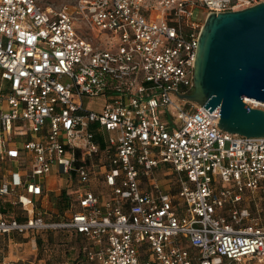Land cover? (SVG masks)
Masks as SVG:
<instances>
[{"label": "built area", "instance_id": "2783aa9c", "mask_svg": "<svg viewBox=\"0 0 264 264\" xmlns=\"http://www.w3.org/2000/svg\"><path fill=\"white\" fill-rule=\"evenodd\" d=\"M258 1L0 0V233L73 229L93 264L264 257V134L224 130L218 106L178 95L193 88L194 9ZM160 162L179 176L175 193L153 179ZM52 168L76 180L77 206L46 216L35 198Z\"/></svg>", "mask_w": 264, "mask_h": 264}, {"label": "water", "instance_id": "95a60500", "mask_svg": "<svg viewBox=\"0 0 264 264\" xmlns=\"http://www.w3.org/2000/svg\"><path fill=\"white\" fill-rule=\"evenodd\" d=\"M193 88L179 93L207 109L219 107L218 126L244 135L264 134V0L240 8L211 11L199 29Z\"/></svg>", "mask_w": 264, "mask_h": 264}, {"label": "crops", "instance_id": "0c3cea01", "mask_svg": "<svg viewBox=\"0 0 264 264\" xmlns=\"http://www.w3.org/2000/svg\"><path fill=\"white\" fill-rule=\"evenodd\" d=\"M160 163H164L165 167L171 168V171H174L172 166L169 163H165V162H160ZM52 170H55L57 173H59L55 168H52L51 171ZM51 171H49L48 173H46L43 176L42 193L38 194L35 198L38 206H40L41 208H43L46 211V213H45L46 216H55L58 214L67 213V212H69V210L71 208H74L75 206H77V203H76L75 198L73 196V191L77 187L76 180H69V181L66 180L65 185H63L62 187H56L53 189H49L48 188L49 181L47 180V177ZM59 174H61V173H59ZM61 175L64 176L63 174H61ZM152 176H153V171H152ZM142 178H144L146 180V182L150 188H147V186H144L142 184ZM139 179H140L139 184H140V187L142 189L152 191V184L150 182L151 179L149 180L148 178H146L142 175L140 176ZM97 181H99V183L104 184L106 187L105 191L101 192L102 191V189H101L98 192V194H100V196H102V198H103L109 194V187H107V185L104 183L101 174H99L98 171H95L94 175L92 176V179L89 183V186L95 187L96 183H98ZM72 182H75V185ZM155 182L157 183V181H155ZM157 185L161 189L168 190L172 193H175L178 189V186H177V188H171L169 183L167 185L163 184L164 186H160L158 183H157ZM54 199L61 201V203H63V205L66 204L67 199H70L72 201L69 202V204L66 206V209L59 210V209H56L55 206H53V200ZM62 200H63V202H62ZM4 207L6 209H11L9 202H6L4 204ZM51 213H53V214H51ZM59 233L61 235L67 234V242L60 244V245H63V251H62L61 259L58 262L59 264H64V262H66L67 260H73V261L76 260L78 262V264H93L92 261H89L86 258L84 259L83 254L80 251L82 244L81 243L78 244L77 240L78 239L84 240V234H82L81 232H77L73 229H68V228L39 229V230H35V231H29V234H26V235L23 234L22 232H15V231H12L9 233H0V263L1 264H21L18 262V259H23V257L19 256L16 258H10L11 257L10 247L16 246L18 241L26 242L29 239L32 243V248L33 247L36 248L38 243L41 246H44V245L46 246V242H47L46 241V235H50L51 237L56 238V236ZM69 236H73L74 239H69ZM54 257L55 256H53L52 254H47L45 257H40L38 259L37 263H41V261H44V263L52 262ZM7 258H8V260H7ZM29 261L34 263V261H32V260H29Z\"/></svg>", "mask_w": 264, "mask_h": 264}, {"label": "rangeland", "instance_id": "374dc122", "mask_svg": "<svg viewBox=\"0 0 264 264\" xmlns=\"http://www.w3.org/2000/svg\"><path fill=\"white\" fill-rule=\"evenodd\" d=\"M40 3L45 4V5H51V6H59L61 4H72L75 0H38ZM204 11L201 8L196 7L194 9V12L192 14V17L198 20L204 19ZM172 98L176 102H181L180 98H178L176 95L172 94ZM90 103V101H89ZM178 174L176 171H171V168L165 167L164 163H160L158 166H156L153 170V179L157 181V183L160 186H164L165 184L167 185L169 183L171 188H177L179 185V179H178ZM47 180L49 181L48 183V188L53 189L56 187H62L65 185L66 179L64 176L61 174L57 173L55 170H52L48 177ZM96 183V189L101 190V192L105 191L106 187L104 184L99 183L97 181ZM75 185V182H72ZM142 184L144 186H147V188H150L149 185L147 184L146 180L142 178ZM164 184V185H163ZM255 200L258 201V205L260 207L259 213L260 215L264 218V196H256ZM56 199L53 200V206L56 207V209L59 210H64L66 209V206L69 204L70 199L66 200V204L63 205L61 201H58ZM63 202V200H62ZM65 203V202H64ZM58 204V205H57ZM53 214V213H51ZM23 234H29V230H24L22 232ZM50 235H46V246H41L39 243L38 245L32 248V243L28 239L26 242L18 241L16 246L10 247V253L11 257L10 258H16V257H23V259H18V262L21 264H59L58 262L61 259L62 251H63V245H60L61 243L67 242V234L61 235L60 233L56 236V238L51 237ZM69 239H74L73 236H69ZM68 239V240H69ZM78 244L82 243L84 240H77ZM47 254H52L54 259L52 262H47L44 263V261H41V263H37L38 259L40 257H45ZM51 258V257H50ZM8 260V258H7ZM34 261L32 263L31 261ZM224 261L227 262V264H264V257H257V256H248L245 258H242L239 261L236 260H230L228 258H223Z\"/></svg>", "mask_w": 264, "mask_h": 264}, {"label": "trees", "instance_id": "16d2710c", "mask_svg": "<svg viewBox=\"0 0 264 264\" xmlns=\"http://www.w3.org/2000/svg\"><path fill=\"white\" fill-rule=\"evenodd\" d=\"M93 190H94V192H96V193H98L99 192V190H97L96 188V186L95 187H92V186H90ZM86 237L84 236V241L81 243L82 245H81V253L83 254V258L85 259L86 258V256H85V254H84V249H82L83 248V245L86 243ZM87 259V258H86ZM88 260V259H87ZM89 261H92V260H89ZM72 262H73V264H78V262L76 261V260H72Z\"/></svg>", "mask_w": 264, "mask_h": 264}, {"label": "bare ground", "instance_id": "6f19581e", "mask_svg": "<svg viewBox=\"0 0 264 264\" xmlns=\"http://www.w3.org/2000/svg\"><path fill=\"white\" fill-rule=\"evenodd\" d=\"M249 97H245V99H248Z\"/></svg>", "mask_w": 264, "mask_h": 264}]
</instances>
